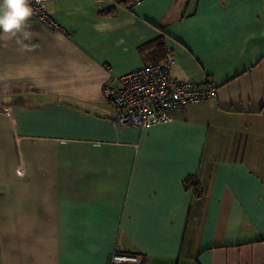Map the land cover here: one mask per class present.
Returning a JSON list of instances; mask_svg holds the SVG:
<instances>
[{
  "label": "crops",
  "instance_id": "0c3cea01",
  "mask_svg": "<svg viewBox=\"0 0 264 264\" xmlns=\"http://www.w3.org/2000/svg\"><path fill=\"white\" fill-rule=\"evenodd\" d=\"M0 0V264H150L145 129L106 82L142 67L139 1Z\"/></svg>",
  "mask_w": 264,
  "mask_h": 264
},
{
  "label": "built area",
  "instance_id": "2783aa9c",
  "mask_svg": "<svg viewBox=\"0 0 264 264\" xmlns=\"http://www.w3.org/2000/svg\"><path fill=\"white\" fill-rule=\"evenodd\" d=\"M45 0H32L35 14L50 29H61L58 21L48 15L41 4ZM120 87L106 82L103 89L115 109L114 121L122 127L145 129L142 67L118 79ZM110 264H144L134 255L115 251Z\"/></svg>",
  "mask_w": 264,
  "mask_h": 264
},
{
  "label": "trees",
  "instance_id": "16d2710c",
  "mask_svg": "<svg viewBox=\"0 0 264 264\" xmlns=\"http://www.w3.org/2000/svg\"><path fill=\"white\" fill-rule=\"evenodd\" d=\"M115 1V3L118 5V6H124V7H130L132 6L134 3H136L137 1L139 0H113ZM141 47V46H140ZM140 52H141V48H140ZM143 260V263H144V259ZM145 264V263H144Z\"/></svg>",
  "mask_w": 264,
  "mask_h": 264
},
{
  "label": "bare ground",
  "instance_id": "6f19581e",
  "mask_svg": "<svg viewBox=\"0 0 264 264\" xmlns=\"http://www.w3.org/2000/svg\"><path fill=\"white\" fill-rule=\"evenodd\" d=\"M116 251H118V252H122V253H125V254H128V255H131V256L134 255V256H136V257L139 258V259L142 258L139 254L134 253V252L127 253V252H124V251H121V250H120V251H119V250H116ZM144 263L147 264V263L145 262V259H144Z\"/></svg>",
  "mask_w": 264,
  "mask_h": 264
},
{
  "label": "rangeland",
  "instance_id": "374dc122",
  "mask_svg": "<svg viewBox=\"0 0 264 264\" xmlns=\"http://www.w3.org/2000/svg\"><path fill=\"white\" fill-rule=\"evenodd\" d=\"M112 258V257H111ZM111 260V259H110Z\"/></svg>",
  "mask_w": 264,
  "mask_h": 264
}]
</instances>
